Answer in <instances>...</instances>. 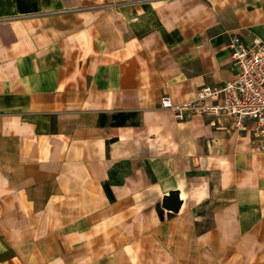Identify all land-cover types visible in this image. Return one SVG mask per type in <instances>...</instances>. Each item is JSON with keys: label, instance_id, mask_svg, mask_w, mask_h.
<instances>
[{"label": "crops", "instance_id": "obj_1", "mask_svg": "<svg viewBox=\"0 0 264 264\" xmlns=\"http://www.w3.org/2000/svg\"><path fill=\"white\" fill-rule=\"evenodd\" d=\"M231 37L264 0H0V264H264V152L158 106Z\"/></svg>", "mask_w": 264, "mask_h": 264}, {"label": "built area", "instance_id": "obj_2", "mask_svg": "<svg viewBox=\"0 0 264 264\" xmlns=\"http://www.w3.org/2000/svg\"><path fill=\"white\" fill-rule=\"evenodd\" d=\"M226 47L228 80L217 87H201L193 99L179 104L161 96L158 106L180 122L194 117L223 119L232 130L249 135L255 150L264 152V39L244 43L231 37Z\"/></svg>", "mask_w": 264, "mask_h": 264}, {"label": "trees", "instance_id": "obj_3", "mask_svg": "<svg viewBox=\"0 0 264 264\" xmlns=\"http://www.w3.org/2000/svg\"><path fill=\"white\" fill-rule=\"evenodd\" d=\"M173 195V193H169V197L170 196H172ZM166 200V199H165ZM164 201H163V203H162V205L164 206ZM177 208H178V203H176V205L174 206V208H173V211L175 212L176 210H177Z\"/></svg>", "mask_w": 264, "mask_h": 264}]
</instances>
